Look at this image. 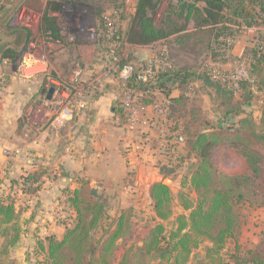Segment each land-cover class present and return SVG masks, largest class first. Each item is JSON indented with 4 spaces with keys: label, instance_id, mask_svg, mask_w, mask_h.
<instances>
[{
    "label": "rangeland",
    "instance_id": "rangeland-1",
    "mask_svg": "<svg viewBox=\"0 0 264 264\" xmlns=\"http://www.w3.org/2000/svg\"><path fill=\"white\" fill-rule=\"evenodd\" d=\"M50 1L0 0V14L8 10L10 17L16 8L9 27L28 33L18 37L0 30V48L14 43L18 51L15 60L0 54V197L13 199L22 229L13 255L20 264L43 261L36 241L48 234L62 237L74 219L69 195L79 180L86 179L91 191L108 200L111 215L132 209L130 233L117 241L114 264H121L127 241L142 245L151 230L154 183L168 184L173 209H182L178 195L190 191L184 184H189L196 162L191 140L183 133L184 127H191V118L208 121L213 128L209 132H223L224 140L212 149L216 170L248 173L246 158L229 138L249 113L258 122L264 117V22H234L225 10L222 23L198 27V20L180 11L181 0H157L152 20L167 35L137 43L130 30L140 0H94L92 9L79 13L82 20L76 19L79 26L81 21L88 25L80 31L74 32L73 24L64 27L65 18L58 13L60 35L66 41L61 42L42 27L44 18L52 17ZM69 9L66 2L63 11ZM219 25L234 34L217 38L214 30ZM215 47L221 49L217 56ZM173 64L189 66L192 76L185 84L163 90L153 77ZM147 65L151 76L144 73ZM130 66L137 71L139 86L127 82L130 74L125 70ZM55 83L70 89L66 103L76 107L71 115L60 113L61 99L48 100L40 93L41 87ZM220 84L234 97L229 98ZM242 86H247L246 92ZM81 101L84 106L79 108ZM231 101L241 102V112L223 115ZM128 107L135 109L134 121ZM258 150L264 166V147ZM33 173L38 175L32 193L24 192L23 178ZM258 182L256 193H246L248 199L236 206L242 225L239 240L247 251L242 264H264V181L259 177ZM203 253L204 249L196 251L191 264Z\"/></svg>",
    "mask_w": 264,
    "mask_h": 264
},
{
    "label": "trees",
    "instance_id": "trees-1",
    "mask_svg": "<svg viewBox=\"0 0 264 264\" xmlns=\"http://www.w3.org/2000/svg\"><path fill=\"white\" fill-rule=\"evenodd\" d=\"M180 2V11L198 20V27L222 23L226 16L221 12L225 10H229L228 16L235 17L234 22L242 18L247 23L258 20L264 22V0ZM157 5V0L139 1L138 12L130 30L133 41L150 43L167 35L164 28L153 23L152 14L155 13ZM13 16L7 15L5 22L8 26ZM45 20L48 27H44V30L51 29L57 34V28L50 27L51 19L46 16ZM214 31L219 32L217 38L230 37L234 34L233 29L221 25ZM50 35L53 36L51 33ZM189 38L185 37L184 40ZM221 41H218L220 45ZM219 51L221 49L215 47V56L219 55ZM258 53L256 52L254 56L256 57ZM2 56L15 60L18 51L8 47ZM176 65L162 69V72L153 77V82L163 90H169L173 84L179 82L182 84H185L184 81L188 82L192 76V69L189 66L178 68ZM136 73L135 70L128 78L127 82L130 85L135 83V86H139L136 82ZM218 86L227 91L229 98L234 97L232 90L226 89L223 84ZM244 89H247V86H242V91ZM240 104L239 101L233 103L231 101L228 105L230 107L223 115L241 112L238 108ZM124 113L126 114V111ZM191 121V127L189 129L184 127L183 133L191 140V150L194 152L196 162L195 164L192 162L194 168L189 184H184V187L189 186L187 188L190 191L184 190L178 195L182 209L177 212L173 209L174 199L168 184L163 181L154 183L150 190L153 204V213L149 216L151 230L142 239V245L136 240L133 243H130L131 239L127 241L128 248L121 257V264H191L199 249H204L205 253L196 259L197 264H231L230 259L236 261V264H242L246 257L247 251L239 240L242 225L236 206L248 199L246 193H256L254 191L259 186V177L264 181V166L258 150V147H264V117L258 122L255 116L249 113L247 117L241 118V126L233 129L235 133L231 134L234 137L229 138L231 145L238 148L246 158L249 167L247 174H231L216 170L212 162V149L224 140L223 132H209L213 128L208 121L201 122L195 117L191 118ZM221 124H218V128ZM171 148L176 146L172 145ZM36 175L38 173L23 178L24 192L32 193L31 184L35 183ZM88 185L86 179H81L78 186L71 191L69 203L75 211L74 219L71 224L67 223L62 237L48 234L36 241L37 250L45 255L43 261L39 260V264H114L118 259L117 241L120 238L126 240V234L130 233L134 217L130 212L132 209L130 211L122 209L117 215H111L108 200L98 194V191H91ZM7 199L10 201L0 197V264H20L13 255L14 247L22 233L19 211L13 199L10 196Z\"/></svg>",
    "mask_w": 264,
    "mask_h": 264
},
{
    "label": "flooded vegetation",
    "instance_id": "flooded-vegetation-1",
    "mask_svg": "<svg viewBox=\"0 0 264 264\" xmlns=\"http://www.w3.org/2000/svg\"><path fill=\"white\" fill-rule=\"evenodd\" d=\"M97 1H99V0H97ZM66 2L68 3V7H70V9L66 10V11L65 10L63 11V8L65 7ZM93 3H94V0H51L49 2V10H50V13H51L50 15L52 16V17H49L51 19L50 21H51V24H52L50 27H52V26L54 28L56 27L57 28L56 32H58V33L55 34L54 31L51 30V29H50V31H51V34L53 36L55 34V36H54L55 40L56 41H61V42L62 41L66 42L64 40V37H61V35H60L61 28H60V25L58 24V21H59V19L57 17L58 13H60L61 16H63L65 18L64 21H66V22H65V26L64 27H71V24H73L72 30L74 32H77V31L81 30L80 28L82 26H84V27L88 26L86 23H83L82 21H81V26H79L80 24L78 25V23L76 22V19L80 17L81 20H82V18L84 17L83 15H79V13L80 12H85L88 9H92V4ZM15 9L16 8H14V11H13V13L11 15H15ZM17 10H18V8H17ZM5 11H8V10H5ZM99 17L103 18V15L101 14ZM102 25H103V23L99 24L98 28L99 27L101 28ZM42 27L43 28L44 27L45 28L48 27L45 18H44ZM13 29L15 30L14 32H12L13 34H17V33L23 34V33H25L26 36L28 37V33L22 27H14ZM88 30L89 29H87V31ZM54 38H52L53 41H54ZM27 40H28V38H27ZM7 48H5L4 51ZM15 49L17 50V48H15ZM4 51H3V53H4ZM41 93L46 95V93H43V92H41Z\"/></svg>",
    "mask_w": 264,
    "mask_h": 264
},
{
    "label": "built area",
    "instance_id": "built-area-1",
    "mask_svg": "<svg viewBox=\"0 0 264 264\" xmlns=\"http://www.w3.org/2000/svg\"><path fill=\"white\" fill-rule=\"evenodd\" d=\"M30 45V44H29ZM26 52H29V51H26ZM26 52H23L24 54L26 53ZM31 65V63H28V64H23V66L25 67V68H27V67H29ZM147 68L145 69V71H144V73H148V75H150L151 76V69H152V67H151V65H147L146 66ZM134 71H135V68L134 67H132V66H130V67H127L126 68V70H125V72L126 73H128V77H130L133 73H134ZM56 84V91H55V93H54V95H53V98H52V100H54V99H61V105L59 104V107H60V113L61 114H67V115H71L72 113H73V111H74V108H76V107H71L70 105V103H66V102H68V100L71 98V91H70V89H68L67 87H65V86H63V85H61L60 83H55ZM80 107L79 108H82L83 106H84V103L81 101L80 102ZM79 108H77V109H79ZM127 111V113H128V116L134 121L135 120V118H136V112H135V109H133V108H129L128 107V110H126ZM9 151H5V153L7 154Z\"/></svg>",
    "mask_w": 264,
    "mask_h": 264
},
{
    "label": "crops",
    "instance_id": "crops-1",
    "mask_svg": "<svg viewBox=\"0 0 264 264\" xmlns=\"http://www.w3.org/2000/svg\"><path fill=\"white\" fill-rule=\"evenodd\" d=\"M7 15H10V12L9 11H3V13H1L0 14V30H2V32H4V33H12V32H14L15 30L13 29V28H10L7 24H6V20H7ZM13 34V33H12ZM14 35H16V36H20V35H22L21 33H17V34H14ZM18 36V37H19ZM8 46H10V47H13V48H16L17 47V45L16 44H14V43H11V44H9V45H7V46H5V47H3V48H0V54H3V51H4V49L5 48H7ZM45 88V87H44ZM43 87H41V91H40V93L41 92H43V89H44ZM42 95H45V94H42ZM46 96V95H45ZM41 143L39 144V146H36L37 147V150L39 149V151H40V149H41ZM49 148L51 149V148H53V146H49ZM2 155V154H1Z\"/></svg>",
    "mask_w": 264,
    "mask_h": 264
},
{
    "label": "water",
    "instance_id": "water-1",
    "mask_svg": "<svg viewBox=\"0 0 264 264\" xmlns=\"http://www.w3.org/2000/svg\"><path fill=\"white\" fill-rule=\"evenodd\" d=\"M55 91H56V87L55 86H51L49 88H44L43 89V93H46V98L48 100H52Z\"/></svg>",
    "mask_w": 264,
    "mask_h": 264
}]
</instances>
